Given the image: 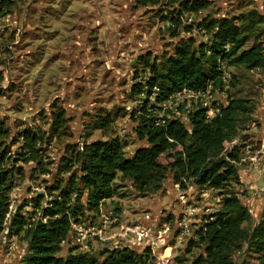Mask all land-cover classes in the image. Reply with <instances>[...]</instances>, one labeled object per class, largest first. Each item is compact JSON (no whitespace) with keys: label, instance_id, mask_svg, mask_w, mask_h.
Listing matches in <instances>:
<instances>
[{"label":"rangeland","instance_id":"374dc122","mask_svg":"<svg viewBox=\"0 0 264 264\" xmlns=\"http://www.w3.org/2000/svg\"><path fill=\"white\" fill-rule=\"evenodd\" d=\"M205 1L200 10L187 11L175 0L148 5L139 0H0V117L10 135L14 165L10 210L0 233V264H23L28 252L29 238L25 231L16 232L12 218H23L24 229L44 221L42 208L59 197L60 189H70V176L78 170L72 149L118 137L126 156H132L147 145L139 129L141 107L148 99L145 91L134 88L148 79L149 56L171 55L181 40L208 42V23L221 17L261 16L257 28L264 32V0ZM226 71L230 84L219 87V98H245L252 105V112L240 117L235 138L226 143L227 149L239 148V180L231 189L251 212L246 223L251 232L264 212V154L259 163L253 161L264 140V68L232 66ZM148 103L155 101L151 97ZM58 115L63 119L56 131ZM108 117L109 125L102 126ZM25 128L41 135L35 153L22 147ZM115 187L116 194L99 208L85 196L78 200L70 195L79 221L73 222L62 245L63 255L75 249L102 260L106 249L125 247L142 253L143 247L117 233L138 225L159 230L165 222L175 229L183 218L197 237L204 220L223 207L219 190L192 181L182 187L172 171L147 192L120 175ZM106 226L110 228L104 230ZM112 233L117 235L102 239ZM188 235L182 240L170 237L175 250L169 264H193L204 253L203 246L188 250ZM262 259L247 241L233 254V264H262Z\"/></svg>","mask_w":264,"mask_h":264},{"label":"trees","instance_id":"16d2710c","mask_svg":"<svg viewBox=\"0 0 264 264\" xmlns=\"http://www.w3.org/2000/svg\"><path fill=\"white\" fill-rule=\"evenodd\" d=\"M139 1L148 5L158 4L161 0ZM175 1H180L181 8L187 11H198L208 4L205 0ZM261 20V16L217 18L207 25L211 34L208 42L181 40L171 55L162 59L149 56L145 61L150 71L148 79L134 88L137 93L145 91L148 99L141 107L143 129H139L147 145L139 147L132 156H126L124 144L118 137L84 142L81 148L72 149L71 156L78 164V170L70 176V189L58 187L59 197L42 208L45 220L40 219L24 229L27 223L23 218H12L16 232L25 231L29 238L23 264H143V254L127 247L106 249V257L102 260L87 252L75 253V249L63 255L62 245L73 222L79 221L70 195L74 193L78 200L85 196L89 205L99 208L105 199L116 194L115 180L119 175L132 180L138 190L147 192L164 180L169 171L182 187L186 181H192L211 186L223 196L222 209L209 215L197 230L199 239L189 240L188 250L193 245L204 247V253L197 256L193 264H233L234 251L243 241L263 256L264 264V212L254 229L247 230L246 223L252 220L251 212L231 189L239 180V148L237 145L231 149L226 147L237 134L240 117L252 112L249 99L228 96L227 104L221 106L210 120L206 109H197L190 113L189 125L176 118L158 123L155 112L156 103L184 87L199 89L209 84L215 88L224 87L223 64L227 68H264V32L257 28ZM156 87L158 91H155ZM153 95L155 103L149 105ZM62 119L61 115L55 117L53 130H60ZM109 122V117L104 118L101 125L107 126ZM9 136L5 121L0 117V233L10 210L14 173L11 146L7 144ZM20 136L22 147L35 153L36 145L42 139L38 131L25 128Z\"/></svg>","mask_w":264,"mask_h":264},{"label":"built area","instance_id":"2783aa9c","mask_svg":"<svg viewBox=\"0 0 264 264\" xmlns=\"http://www.w3.org/2000/svg\"><path fill=\"white\" fill-rule=\"evenodd\" d=\"M222 80L224 85L229 83V74L227 73L226 65H222ZM219 88H215L213 84H209L206 88H189L184 87L179 91L172 93L167 99H164L156 103L155 112L157 113L158 123L165 122L167 119H180L183 123H189V115L197 109H206L207 119L210 120L213 118L219 111L221 106L227 104L226 100H221L218 96ZM159 89L156 87L155 91ZM155 95V94H154ZM154 95L151 96L154 99ZM150 97V98H151ZM262 149L259 150L258 154L253 157L254 163H259L262 161L261 154H264V140L261 143ZM207 221L206 219L204 222ZM189 225L186 223V219L177 220L175 224V229H173L169 222H165L164 225L157 230L155 225H138V226H129L125 229L124 233H117L122 236V238L127 239L128 243L137 244L140 247L144 248L141 254L145 262L143 264H169L172 259H174V248L170 244V237H173L182 240L186 239L187 234L191 236V239L198 240L199 236L192 233V230ZM110 226H106L104 230H107ZM175 230V232H174ZM190 232V233H189ZM112 233L110 237H102L106 240L108 238L114 237L117 235ZM134 234V235H132ZM86 236V235H85ZM82 238H78L81 240ZM84 239V236H83ZM153 258H156V262H153Z\"/></svg>","mask_w":264,"mask_h":264}]
</instances>
